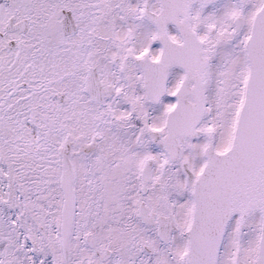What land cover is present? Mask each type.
Instances as JSON below:
<instances>
[{
    "label": "snow or ice",
    "instance_id": "snow-or-ice-1",
    "mask_svg": "<svg viewBox=\"0 0 264 264\" xmlns=\"http://www.w3.org/2000/svg\"><path fill=\"white\" fill-rule=\"evenodd\" d=\"M0 264H264V0H0Z\"/></svg>",
    "mask_w": 264,
    "mask_h": 264
}]
</instances>
